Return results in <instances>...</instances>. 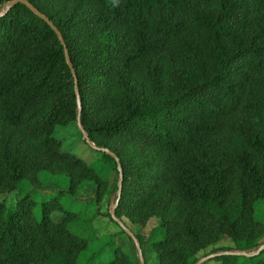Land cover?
I'll return each instance as SVG.
<instances>
[{
	"label": "trees",
	"instance_id": "obj_1",
	"mask_svg": "<svg viewBox=\"0 0 264 264\" xmlns=\"http://www.w3.org/2000/svg\"><path fill=\"white\" fill-rule=\"evenodd\" d=\"M0 0V194L40 171H66L68 187L37 203L29 194L0 202V264H140L133 241L101 213L115 175V215L156 225L142 241L156 264H264V0ZM75 127L98 155L90 164L61 150L56 127ZM60 169L61 171H56ZM99 169V170H100ZM84 181L97 189L82 208ZM108 193H111L108 191ZM38 204V213L34 211ZM58 215L54 221L52 215ZM105 216L136 258L94 226ZM104 237V238H103ZM110 249L106 261L91 252Z\"/></svg>",
	"mask_w": 264,
	"mask_h": 264
},
{
	"label": "rangeland",
	"instance_id": "obj_2",
	"mask_svg": "<svg viewBox=\"0 0 264 264\" xmlns=\"http://www.w3.org/2000/svg\"><path fill=\"white\" fill-rule=\"evenodd\" d=\"M54 136L60 140L61 142V150L66 152H71L75 156L84 159L87 164L95 161L98 155L93 151H90L83 143L79 134H77V130L75 127H56ZM91 165V164H90ZM97 167L96 171H99V175L104 177L103 179L108 181L109 184L106 187L105 195H103V201L100 203L99 209L101 213H109L115 209L114 197L115 193L113 191L115 185V175L113 172L106 173L104 169H100ZM56 171H61L60 169ZM66 171L62 169L61 172H52V171H40L37 174L35 179L27 178L23 180L22 185L19 187L18 191L10 194H0V202H5L9 204L11 200L16 197H21L24 194L31 195L34 200L39 203L43 198H48L53 196L57 190H66L68 187V181ZM110 191L111 193H108ZM97 193V189L90 181H84L80 184L76 193L74 195L73 200L66 196L61 200L63 203L68 204L71 203L74 207L82 208L84 204L89 202L95 197ZM34 211L38 213V204L35 207ZM254 215L257 220H260L264 223V203L257 202ZM116 216V215H115ZM54 221H59L60 217L56 214L52 215ZM117 218V217H116ZM122 223L133 233V235L138 237L139 240H144L150 230L156 225L155 219H150L145 226H141L135 223H132L127 218L122 217L120 219ZM95 228L98 231V234L101 236H113L114 241L120 245L124 252L128 253L132 259L136 258L135 251L133 249L132 244L129 242L127 237L124 234L119 232V229L112 224L105 216H98L94 223ZM104 238V237H103ZM137 240V239H136ZM138 242V241H137ZM264 242V238L262 240ZM134 244V243H133ZM135 246V245H134ZM232 247V243L229 239L224 238L222 241L217 243L215 246L208 248L198 254V259L205 257V255L209 254L212 249H221ZM91 252L96 255V259L100 261H106L110 255L109 246L106 245L105 242H101L98 244H93L91 246ZM136 250V249H135ZM145 259L147 264H156L154 255L150 253L146 246L143 247ZM206 264H220L219 262H208Z\"/></svg>",
	"mask_w": 264,
	"mask_h": 264
},
{
	"label": "water",
	"instance_id": "obj_3",
	"mask_svg": "<svg viewBox=\"0 0 264 264\" xmlns=\"http://www.w3.org/2000/svg\"><path fill=\"white\" fill-rule=\"evenodd\" d=\"M16 4L25 5L35 16H37L40 20H42L43 22H45L55 32V34L57 35L58 40H59L61 46H63V48H64V55H65L66 64L68 65V67H69V69L71 71V74H72V76L74 78V81H75L74 91H75V95H76V99H77V106H78L77 127H78L79 131L81 132L82 138L87 143V145L91 149L97 150L96 146L88 139L86 133L84 132V130L82 129V126H81V122H80V118H79V113L81 111V103H80V99H79L78 88H77V85H76V77H75V73H74L73 67H72V65L70 63V60L68 58V54L66 52V49H65V46H64V42H63L62 36L56 30V28L53 26V24L49 21V19L47 17H45L44 15H42L33 5H31L26 0H12V1L8 2L5 5L4 8L13 7ZM0 16H1V14H0ZM103 151L106 152V153H108L115 160V162L117 164V170L120 173L119 174L120 180H119V183H118V191H117V199L115 201V207H116L118 205V203H119L120 195H121V190H122L121 167H120V163H119L118 158L114 154L108 152L107 150H103ZM110 216H111L112 220H114L118 224V226L125 232V234L133 241V243L135 245L136 252H137L138 260H139L140 264H146L145 263V260H144V257H143L142 249H141L139 243L137 242V240H136L135 236L133 235V233L131 231H129V229L124 225V223H122L121 221H119L116 218V216H115V209L110 212ZM263 251H264V245H261L256 250V252L251 253V254H247V253H244V252L230 253V254L231 255H236V256L251 257V256L259 255ZM215 256L216 255H208V256L203 257L200 260H198L195 264H203V263H205V262L213 259Z\"/></svg>",
	"mask_w": 264,
	"mask_h": 264
}]
</instances>
